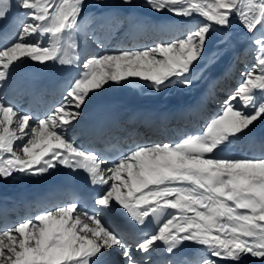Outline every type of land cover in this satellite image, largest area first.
I'll return each mask as SVG.
<instances>
[{"label":"snow or ice","instance_id":"obj_1","mask_svg":"<svg viewBox=\"0 0 264 264\" xmlns=\"http://www.w3.org/2000/svg\"><path fill=\"white\" fill-rule=\"evenodd\" d=\"M146 2L156 12L196 16L201 22L151 47L87 59L63 102L42 118L0 100V178L41 175L63 166L84 171L101 189L91 211L81 210L74 200L0 228V264H98L114 247L122 249L126 264H143L124 235L104 222L101 212L116 206L140 225L150 219L157 225L135 242L138 252L149 253L163 244L172 253L191 242L215 258L205 256L199 264H246L245 257L264 264V156L216 155L232 138L264 119V0ZM83 5L84 0H16L26 19L14 39L0 46V81L26 58L71 64L69 52L76 47L71 34L79 26ZM11 7L12 0H0V19ZM233 16L247 32L262 31L253 38L259 54L220 113L200 133L174 143L136 145L115 160L67 137L64 129L80 116L90 93L109 82L140 78L156 91L176 83L190 86L193 65L203 55L208 34L213 26H230ZM237 100L240 107L233 103Z\"/></svg>","mask_w":264,"mask_h":264},{"label":"bare ground","instance_id":"obj_2","mask_svg":"<svg viewBox=\"0 0 264 264\" xmlns=\"http://www.w3.org/2000/svg\"><path fill=\"white\" fill-rule=\"evenodd\" d=\"M143 2V0H131V3H125L124 0H84L83 10L78 21L79 26L71 34L73 35L72 40L80 46L82 64L87 59L106 52L119 51L118 48L138 50L151 47L155 43L179 37L196 26L198 19L196 20L194 17L176 16V19L173 20V14L156 12L149 5L148 8L140 7ZM123 6H125L126 11L119 10ZM142 9L149 11L146 18L138 14ZM22 10L17 7L18 15L13 24V30L0 41V46L7 45L19 33L20 24L26 19L23 15L24 10ZM261 34L262 31L247 32L243 25L237 21L228 26L227 33L219 36V41L215 47L214 45L209 46L207 40L202 57L193 65L192 84L187 87L176 83L161 91H156L147 82L139 84L140 80L136 78H128L126 82L121 83H107L102 89L90 93L85 105L79 110L80 116L64 129L67 137L75 141L77 145L82 144L88 135L86 125L88 114L95 106L105 102L109 103L110 109L117 116V123L121 127L120 131L125 132V136H127L126 144L128 142L140 144L171 143L170 137L175 138L174 142H178L186 136L200 133L207 122L219 114L224 106V101L219 103L217 107L213 105L214 100L218 98L216 89L220 88L222 83L227 88H231V86L234 89L237 88L243 79L242 74L255 64L259 53L257 46L253 43V38ZM33 39L37 38L34 37ZM44 42L47 43V38H44ZM240 49L245 51L238 58L236 52ZM39 63L41 62L26 58L10 71L6 80L0 81V100L11 103L21 113L30 114L34 118H42V116H37L33 110L29 111L32 106L27 103V95L12 83V78L17 67ZM224 68L229 69L226 76L215 79V75ZM80 72L81 70L71 77L67 86L61 88L60 94L63 98L69 85ZM206 84H209L210 92L205 95V107L199 112L184 109L182 106L189 102L195 94L200 93ZM257 95H260V93H257ZM233 103L236 107L241 106L238 100L233 101ZM155 107L159 108L156 113L154 112ZM151 114L154 117L155 124L153 126L159 130L157 135L154 134L155 130L152 127L144 124L146 116ZM194 115L199 121L191 118ZM134 120L137 121V124H133L132 121ZM257 127H259V130H264V119H258L243 133L232 138L229 143L216 152V155L231 158H260L264 156V138L256 137L259 130L255 132L254 129ZM132 134L134 135L129 136ZM145 141L148 142L145 143ZM16 174L18 173H14L6 179L0 178V191L9 192V182ZM58 201L62 203L60 205L68 203L65 199H59L51 201L52 205L48 202L44 206L33 207L31 211H26L24 207L19 206L17 218L11 221L12 226L35 216L42 210L56 207ZM121 210V207L116 206L111 211L101 212L104 222L118 232L120 231L116 219L118 215H121ZM5 225L1 224L0 228L11 227ZM126 241L130 242L127 239ZM162 245L158 244L156 249L149 253L138 252L134 248L133 253L136 254L134 257L144 260L143 264H159L163 260L159 252ZM196 246L198 245L193 243L190 250ZM197 254L194 260H201L205 256L215 259L210 256L205 248H200ZM124 260L126 259L122 254V249L114 247L100 257L98 264H122ZM244 260L246 264H261V262L255 261L251 257H245ZM218 264L223 263L218 261Z\"/></svg>","mask_w":264,"mask_h":264},{"label":"rangeland","instance_id":"obj_3","mask_svg":"<svg viewBox=\"0 0 264 264\" xmlns=\"http://www.w3.org/2000/svg\"><path fill=\"white\" fill-rule=\"evenodd\" d=\"M143 1H145L146 2V0H143ZM144 3V2H143ZM142 3V5H140V7H143V8H146L147 6H148V4H143ZM122 5V4H121ZM128 5V4H127ZM123 7H125V6H123ZM148 8V7H147ZM163 13H167V11H164ZM194 18H196V20H197V23H196V25L198 24V23H200L201 22V18L200 17H196V16H194ZM237 21H239L238 20V18L236 17V16H233L232 17V22L231 23H233V22H237ZM196 27V26H195ZM223 28L224 27H220V26H213V28H212V30L210 31V37H209V34H208V45L209 46H211V45H214V47H215V45L218 43V36H220V34H222V32H223ZM236 34V33H235ZM210 39H212L213 41H211ZM215 39V40H214ZM214 47H212V48H214ZM119 49V51L120 50H123V48H118ZM118 50H116V52H117ZM244 51L245 50H242V49H240V50H238L237 52H236V56L239 58L241 55H243L244 54ZM206 52V51H205ZM136 79H138V80H140V81H143L142 79H140V78H136ZM221 82H222V80H221ZM236 89V88H235Z\"/></svg>","mask_w":264,"mask_h":264}]
</instances>
